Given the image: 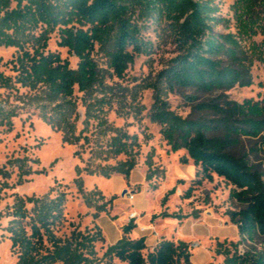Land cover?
I'll return each instance as SVG.
<instances>
[{
    "label": "trees",
    "instance_id": "trees-1",
    "mask_svg": "<svg viewBox=\"0 0 264 264\" xmlns=\"http://www.w3.org/2000/svg\"><path fill=\"white\" fill-rule=\"evenodd\" d=\"M231 8L235 31L220 32L215 27L223 19L217 14L213 0H0V46L17 49V55L9 61L15 75L0 72V88L41 85L55 99L71 96L75 87L89 92L100 79V68L93 59L95 49L108 56L112 72L121 76L135 55L151 50V41L144 35L150 27L165 31L175 46V54L165 60L157 73V80L165 90L190 88L198 93H211L249 85L252 57L264 62V0H234ZM53 32L58 35V46L66 47L78 59L75 67H70L58 53L45 52ZM255 35L261 36L259 43L252 40ZM201 107H211L216 115L210 123L181 118L157 93L149 109L150 120L160 125L170 149H185L197 167L185 197L203 181H211L214 175L223 178L232 186L230 196L243 205L229 212L238 235L247 238L255 232L264 235V173L255 169L246 157L226 150L237 140L232 139L234 134L259 136L264 147V94L253 103L227 102L224 107L202 103ZM63 112L59 111V120L50 115L44 118L58 127L64 122L65 132L71 126ZM14 115L12 109L0 102V125L10 129ZM213 129L222 130L223 137L209 136ZM126 137L121 134L112 138L114 154H128L130 143ZM187 157L181 162L186 163ZM29 160L17 157L6 164L17 163L20 180L30 173ZM132 168L133 162L126 159L111 167L84 170L103 176L120 173L128 179ZM8 177L7 169L0 168V189L8 187ZM74 182L82 193L81 177L77 176ZM173 192V188L166 192L161 206ZM83 201L93 206L89 198L83 197ZM64 203V192L53 196L14 194L12 203L0 216L8 218L3 230L8 234L15 264H192L187 242L161 239L148 246L144 237L128 235L135 227L132 221L123 225L122 236L99 254L96 243L104 240L101 228L94 225L80 229L65 217ZM104 204L96 207L94 218L98 211L105 210ZM153 217L181 220L186 215L162 210ZM215 252L225 254L224 264H264L262 256L247 260L229 254L221 243Z\"/></svg>",
    "mask_w": 264,
    "mask_h": 264
},
{
    "label": "rangeland",
    "instance_id": "rangeland-1",
    "mask_svg": "<svg viewBox=\"0 0 264 264\" xmlns=\"http://www.w3.org/2000/svg\"><path fill=\"white\" fill-rule=\"evenodd\" d=\"M213 2L217 6V14L223 19L215 29L234 32L231 8L234 0ZM144 35L151 41V50L135 55L121 76L112 72L108 56L95 49L93 59L100 68V79L89 92L78 91L75 87L71 96L55 99L41 85L29 88L16 84L17 89L0 88V102L15 113L10 129L0 125V168L4 167L9 172L6 179L8 187L0 189V213L12 203L14 194L40 196L49 193L53 196L64 192L63 211L67 220L78 224L80 229L94 225L101 228L104 240L96 243L101 254L105 246L118 236V228L128 223L130 211L138 214L131 221L140 232H146L148 222H154L149 218L152 213L178 211L186 215L180 221L183 233H190L192 224L203 232L205 226L212 230L205 237L183 236L189 244L192 264H224L225 254L215 252L218 243L229 254L244 256L247 260L260 256L264 259V235L255 232L251 238L240 237L231 223L229 212L243 205L230 196L232 186L223 178L214 175L211 181H203L193 188L189 197H185L197 167L187 157L185 149H170L160 132V125L149 117L155 93L165 99L170 110L181 118L209 123L216 115L211 107H201L202 103L224 107L227 102L260 101L264 94V62L252 57L251 83L246 86L235 85L226 91L211 93H198L190 88L168 91L157 80V73L165 60L175 54V46L160 28L150 27ZM252 40L259 43L261 36L255 35ZM57 41L58 35L53 32L45 52L58 53L70 67H75L78 59L66 47L58 46ZM245 43L248 45L249 41ZM16 55L15 47L0 46V72L5 76L15 75L9 61ZM58 104L62 106L58 108ZM61 110L71 126L65 132L62 129L64 122L58 127L44 118L50 115L59 120ZM121 134L127 135L129 151L128 154L116 155L111 140ZM208 135L223 137L224 133L213 129ZM234 138L237 140L231 142L226 150L246 157L255 169L264 173V147L259 136L234 134ZM17 157L30 159V173L20 180L17 163L6 164ZM183 157H187L186 163L181 162ZM126 159L133 162L128 179L120 173L103 176L88 174L84 170L85 167H111ZM77 176L82 179V193L78 192L74 182ZM172 188L174 192L161 206V198ZM131 191L134 192L132 202L126 196ZM98 192L103 197L100 198ZM83 197L89 198L93 206H87ZM109 199L111 201L107 202ZM102 203H105V210L98 211L94 218L96 207ZM7 220V217L0 216V264H15L16 257L11 252L8 234L3 230ZM162 228L169 231L168 225L164 224ZM180 236L176 230L171 233L173 239Z\"/></svg>",
    "mask_w": 264,
    "mask_h": 264
},
{
    "label": "crops",
    "instance_id": "crops-1",
    "mask_svg": "<svg viewBox=\"0 0 264 264\" xmlns=\"http://www.w3.org/2000/svg\"><path fill=\"white\" fill-rule=\"evenodd\" d=\"M155 214H158V213H152L151 215H149V218L151 220H154V222L153 223L148 222V224L145 226L146 232H140L137 228H133V230L129 233V236L131 238L144 237L146 245L153 246L161 239L181 240V241L186 242L183 236L194 238L200 235L202 237H205L207 236V234L212 233V230L210 227L208 229V227L205 226L206 230L205 232H203L201 229H198L195 225L192 224V229L190 233L185 234L183 233V230L181 229V224H182L180 223L181 220H178L176 218H170V217H166V218L153 217V215ZM164 224L169 226V231L167 230L165 231L162 228ZM233 225L237 229L236 225L235 224ZM122 226L121 228H118L119 229L118 236H116L115 240L109 244L114 243L116 240H118L122 236ZM174 230H176V232L181 235L177 239L171 238V233H173ZM167 234H169V236Z\"/></svg>",
    "mask_w": 264,
    "mask_h": 264
},
{
    "label": "built area",
    "instance_id": "built-area-1",
    "mask_svg": "<svg viewBox=\"0 0 264 264\" xmlns=\"http://www.w3.org/2000/svg\"><path fill=\"white\" fill-rule=\"evenodd\" d=\"M128 200L130 202H132V200L134 199V192H128V194L126 195ZM138 216V214L136 213V211H130L128 214H127V221H131L132 219L136 218Z\"/></svg>",
    "mask_w": 264,
    "mask_h": 264
},
{
    "label": "water",
    "instance_id": "water-1",
    "mask_svg": "<svg viewBox=\"0 0 264 264\" xmlns=\"http://www.w3.org/2000/svg\"><path fill=\"white\" fill-rule=\"evenodd\" d=\"M124 193H125V190L122 191V194H124Z\"/></svg>",
    "mask_w": 264,
    "mask_h": 264
}]
</instances>
